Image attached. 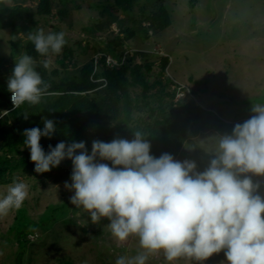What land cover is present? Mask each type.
<instances>
[{
    "label": "rangeland",
    "instance_id": "374dc122",
    "mask_svg": "<svg viewBox=\"0 0 264 264\" xmlns=\"http://www.w3.org/2000/svg\"><path fill=\"white\" fill-rule=\"evenodd\" d=\"M26 1L25 6L36 7V2ZM52 1V14H34L35 25L25 16L21 23L18 20V25L25 24L16 31L17 39L11 29L0 30L2 76L9 78L15 58L25 52L27 34L38 28L45 33L63 31L66 34L68 43L60 55L49 54L37 60L40 68L37 70L58 81L76 74L92 56L103 51L102 42H107L121 26L132 25L136 34L123 48L131 52L153 51L149 57L152 72L147 73L150 81H154L160 71L158 56L168 54L171 58L161 77L170 76L176 85L179 82L183 85L176 90L170 79L171 85L164 90L165 93L174 90L171 102L169 95L165 99L175 117L182 118V105L192 102L214 111L226 122H234L250 118L253 104H264V0H136L133 18L122 12L112 17L114 0ZM161 5L169 11L171 25L161 31L148 30L145 37L148 23L140 21ZM58 11H66V17H61ZM67 49L71 50V55L65 58L63 67L60 59ZM157 50L161 54L154 55ZM45 59L50 61L48 69L42 66ZM101 67L99 65L96 71ZM220 137L213 131L199 133L183 145L175 160L195 161L196 171H204L217 152ZM20 155L14 153V159ZM70 173L71 170L62 176L54 172L36 173L32 165L12 172V179L29 186V197L21 208L31 220L36 221L49 204L68 202L69 208L67 212L65 208L66 215L49 228H35L27 235L24 248L13 237V231L18 229V210L0 216V264H115L119 256L131 258L142 251L136 237L125 242L116 240L107 226V218L93 224L83 209L71 204L69 198L73 193L64 186L65 181L70 183ZM248 175L254 184L261 185L259 194L264 196V176ZM10 183L0 184V197L6 194ZM147 264L169 262L161 252L150 255ZM173 264L200 262L182 257ZM203 264H227V260L222 251Z\"/></svg>",
    "mask_w": 264,
    "mask_h": 264
},
{
    "label": "clouds",
    "instance_id": "9594fccd",
    "mask_svg": "<svg viewBox=\"0 0 264 264\" xmlns=\"http://www.w3.org/2000/svg\"><path fill=\"white\" fill-rule=\"evenodd\" d=\"M26 42L42 57L60 55L68 43L63 31L39 28L27 34ZM42 66L48 69L50 61L45 59ZM98 66L99 61L95 71ZM49 88L33 56L24 52L15 58L7 82L14 109L40 105ZM251 112L231 134L220 137L214 158L202 172L196 171L195 161H177L169 153L151 155L152 146L139 131L132 140H93L90 153L85 141H60L45 151L41 138L51 139L57 131L47 117L42 129L23 130V145L36 173L71 160L70 183L64 182L73 193L71 204L83 209L93 224L107 218L116 240L138 239L142 251L131 258L119 256L115 264H147L150 255L161 252L169 264L182 257L203 264L222 251L227 264H264V196L259 194L261 185L248 175L264 176V104H253ZM29 114L23 112L25 120ZM28 197L29 186L13 178L0 197V216L19 210Z\"/></svg>",
    "mask_w": 264,
    "mask_h": 264
},
{
    "label": "trees",
    "instance_id": "16d2710c",
    "mask_svg": "<svg viewBox=\"0 0 264 264\" xmlns=\"http://www.w3.org/2000/svg\"><path fill=\"white\" fill-rule=\"evenodd\" d=\"M29 1L36 2V7L32 9L25 6L26 0L10 2L0 0V30L11 29L17 39L16 31L25 24L23 22L18 25V20L21 23L25 16L28 22L35 25L34 14L44 16L52 14V0ZM135 1L114 0L111 5L114 14L111 12V16L122 12L133 18ZM58 13L61 17H66V11ZM143 22L148 23L147 30H144L147 37L149 29L164 30L171 25L172 20L169 11L161 5L157 10L144 15L140 23ZM135 34L136 29L132 25L121 26L107 42H102V49L107 55L118 58L126 42ZM25 52L36 61L42 57L35 52L31 42H27ZM70 55L71 50L67 49L60 59L63 67L66 66L65 58ZM149 57V53L137 51L124 64L110 67L105 64L103 56L99 60V65L102 66L99 72L95 71L94 62L91 60L84 63L76 74L66 75L58 81L39 71L50 84L47 94L40 105L35 107L25 105L19 109L13 108L12 94L7 90L8 78L0 74V184L10 183L13 180L12 172L18 168L29 165L35 167L30 160V150L23 145L25 137L22 133L26 128L42 129L43 117L59 120L57 131L52 138H41L40 142L45 151L48 150L49 144L55 146L60 141L66 143L85 141L90 153L93 140L104 142H111L114 138L132 140L134 133L139 131L150 142L151 155L158 158L163 153H169L174 159L179 155L183 145L199 133L213 131L220 136L231 134L236 123H243L249 119L226 122L214 111L192 102L182 105L184 111L182 118L175 117L169 105L174 92H164L171 85V81L166 75L164 78L161 77L169 63V56H160V71L155 74L154 81L147 78V73L152 72ZM37 69L40 68L37 66ZM100 78L104 81H100ZM154 88L157 90H153ZM168 95L169 101L165 99ZM25 111L30 113L27 120L23 115ZM14 153L21 154L17 160L14 159ZM68 170L72 171V162L65 159L48 173L54 172L56 176H62ZM68 204V202L49 204L36 221L26 215L24 208H20L18 229L12 228L14 239L22 244L20 247H25L27 235L32 234L35 228L47 229L54 221L65 216ZM65 208L66 212L63 211Z\"/></svg>",
    "mask_w": 264,
    "mask_h": 264
},
{
    "label": "built area",
    "instance_id": "2783aa9c",
    "mask_svg": "<svg viewBox=\"0 0 264 264\" xmlns=\"http://www.w3.org/2000/svg\"><path fill=\"white\" fill-rule=\"evenodd\" d=\"M132 53L131 50L129 49H125L123 50L122 54H120V56L118 58H114L110 55H107V54H104L102 52H97L95 54V56L93 57V62H94V65L97 66L98 64V61L99 59L104 56L105 58V64L110 66V67H115V66H119V65H122L124 62H126V60L132 56ZM176 90H180L183 88V85L182 84H175L174 85Z\"/></svg>",
    "mask_w": 264,
    "mask_h": 264
},
{
    "label": "water",
    "instance_id": "95a60500",
    "mask_svg": "<svg viewBox=\"0 0 264 264\" xmlns=\"http://www.w3.org/2000/svg\"><path fill=\"white\" fill-rule=\"evenodd\" d=\"M50 119L54 121V123H55V127L57 128L58 125H59V120L56 119V118H50ZM43 126H44V125H43Z\"/></svg>",
    "mask_w": 264,
    "mask_h": 264
}]
</instances>
